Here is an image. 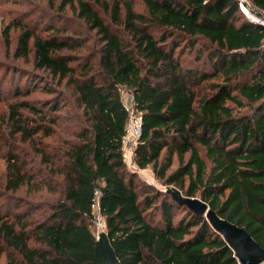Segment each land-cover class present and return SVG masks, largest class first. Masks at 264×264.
Listing matches in <instances>:
<instances>
[{
	"label": "trees",
	"instance_id": "16d2710c",
	"mask_svg": "<svg viewBox=\"0 0 264 264\" xmlns=\"http://www.w3.org/2000/svg\"><path fill=\"white\" fill-rule=\"evenodd\" d=\"M58 3L3 31L9 50L20 29L13 57L35 71L14 67L34 83L0 91V264H99L97 204L121 264H240L206 218L129 169L123 89L142 116L134 165L264 247V26L235 0Z\"/></svg>",
	"mask_w": 264,
	"mask_h": 264
},
{
	"label": "rangeland",
	"instance_id": "374dc122",
	"mask_svg": "<svg viewBox=\"0 0 264 264\" xmlns=\"http://www.w3.org/2000/svg\"><path fill=\"white\" fill-rule=\"evenodd\" d=\"M59 0H0V62L4 66H0V88L1 93L7 95V90L9 87L13 89L17 86L23 87L25 85H31L34 83L32 78H27L25 72L15 73L16 69L14 67H19L21 70L35 71L33 68V56L31 55L29 60L15 59L13 57V51L16 46L18 36L20 34V29H12L10 33L11 46L8 50L5 44V39L3 37V31L5 27L14 21L15 19H23L24 23H31L32 20H37L39 18L45 17L49 12L50 3L53 6H59ZM137 10L143 11L145 8L141 2L137 3ZM53 8V11L56 10ZM69 11V10H68ZM69 16L72 14L67 13ZM31 15V16H30ZM44 22L46 18H43ZM0 64V65H2ZM38 73V72H36ZM6 77V80H4ZM123 96V101L128 109H132V97L127 89L121 91ZM44 97V96H43ZM32 98V96H31ZM11 97H8L5 101H0V127H3L5 123L6 114L8 112V101ZM4 129V128H3ZM7 152L5 149V144L0 142V155ZM124 157L126 163L130 170L137 171L141 180L145 183L153 185L158 189L164 191L167 189L158 180L155 179L152 169L139 170L136 165H134V153L130 148L124 149ZM7 175V163L5 160L0 159V188L3 189L5 178ZM19 196H27L32 199V189L29 191L27 189L22 190ZM38 198V197H37ZM96 215L98 216L97 222L94 225V230L96 236L98 237L101 233L106 232V225L103 217L99 215L98 209L96 210ZM6 260H2L1 264H5Z\"/></svg>",
	"mask_w": 264,
	"mask_h": 264
},
{
	"label": "water",
	"instance_id": "95a60500",
	"mask_svg": "<svg viewBox=\"0 0 264 264\" xmlns=\"http://www.w3.org/2000/svg\"><path fill=\"white\" fill-rule=\"evenodd\" d=\"M165 192L171 194L180 205H185L200 217L206 218L234 251L240 264H264V247L244 227L220 217L199 198L184 197L177 189H166ZM95 255L99 264H121L105 232L97 237Z\"/></svg>",
	"mask_w": 264,
	"mask_h": 264
},
{
	"label": "built area",
	"instance_id": "2783aa9c",
	"mask_svg": "<svg viewBox=\"0 0 264 264\" xmlns=\"http://www.w3.org/2000/svg\"><path fill=\"white\" fill-rule=\"evenodd\" d=\"M238 2L241 11L249 21L264 26V12L257 9L249 0H235ZM128 109V108H127ZM129 111V120L126 128L124 139V149L130 148L132 153L135 152L138 141L142 135V116L133 108ZM94 210H99V205H95Z\"/></svg>",
	"mask_w": 264,
	"mask_h": 264
}]
</instances>
